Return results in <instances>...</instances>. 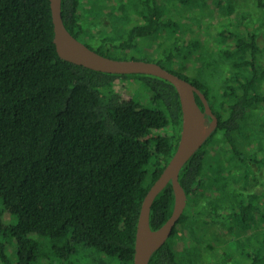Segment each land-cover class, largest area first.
Wrapping results in <instances>:
<instances>
[{"label":"trees","instance_id":"16d2710c","mask_svg":"<svg viewBox=\"0 0 264 264\" xmlns=\"http://www.w3.org/2000/svg\"><path fill=\"white\" fill-rule=\"evenodd\" d=\"M112 7L103 15L113 33L98 40L80 0H62L61 14L76 39L98 41L85 45L108 58L130 60L122 56L150 42L169 47L160 62L173 67L192 55L200 80L172 72L218 119L180 172L186 209L149 264H264V0ZM53 40L49 0H0V264H134L143 200L180 139L178 93L157 77L72 64ZM173 207L169 184L152 204V230Z\"/></svg>","mask_w":264,"mask_h":264},{"label":"water","instance_id":"95a60500","mask_svg":"<svg viewBox=\"0 0 264 264\" xmlns=\"http://www.w3.org/2000/svg\"><path fill=\"white\" fill-rule=\"evenodd\" d=\"M54 26V44L60 58L72 64L110 75H148L163 79L176 89L181 109L182 128L176 152L159 179L145 196L138 218L134 264H149L152 255L172 236L173 230L187 206V195L179 182V175L188 160L203 146L218 125L204 94L192 83L161 65L141 60H117L105 57L76 39L65 27L62 0H49ZM196 96L204 106L199 107ZM206 116L211 118L206 123ZM169 184L174 193V207L170 218L157 230L150 226L151 207L155 198Z\"/></svg>","mask_w":264,"mask_h":264},{"label":"rangeland","instance_id":"374dc122","mask_svg":"<svg viewBox=\"0 0 264 264\" xmlns=\"http://www.w3.org/2000/svg\"><path fill=\"white\" fill-rule=\"evenodd\" d=\"M95 1L96 0H80L79 13L81 14V19L85 24L86 28H88V30H90V32L94 34L95 38L98 40L101 36H107L113 33V25H111L110 16L105 17L103 14L104 13L107 14L109 13V11L114 12L113 11L114 7H112L114 0H97L96 2ZM246 7L249 11H252L253 13L257 12V8L251 2H246ZM163 9H164L163 12L164 17L162 18L161 22H166L168 20V18L166 17L167 9L165 6L163 7ZM130 10L131 8L127 6V12H129ZM179 30H183L182 24H179ZM186 30L188 31L189 29ZM119 31L122 32L123 29L120 28ZM201 31L204 33L203 35L204 37H208V33L210 32L212 34L215 31V28L210 27L209 30H207V28H202ZM82 41L84 42V44H88L91 47H94L93 45L97 44L98 42V41L96 42L93 41L91 43L86 39ZM180 45L181 47H185L183 42ZM167 48H169L167 45H162L161 47H159V44H157L156 42H150V45L143 44L139 48V50L126 52L125 55L122 57H125L126 59H130V60L152 61L154 63L161 64L164 68L170 71L180 72L189 77H193L194 79H199V80L201 79V77H198L199 75L196 74V71L194 69L193 66L194 63L192 62L193 61L192 55H189L187 57L188 64L187 67L184 69H181V65H180L182 64L181 61L179 62L178 65L177 64L174 65V67L171 66L170 64L161 63L160 60L164 57L163 53L166 51ZM183 63H185L184 58H183ZM133 93H134L133 94L134 97L131 96L132 99H135L144 104L143 102L144 96L142 94L138 95L136 92ZM129 96L127 95V93H123L124 100H130L131 98ZM260 175L261 174L258 175L259 179H257V181H262V176ZM8 244L10 243L8 242ZM41 264H51V263L44 261Z\"/></svg>","mask_w":264,"mask_h":264},{"label":"flooded vegetation","instance_id":"af4514ba","mask_svg":"<svg viewBox=\"0 0 264 264\" xmlns=\"http://www.w3.org/2000/svg\"><path fill=\"white\" fill-rule=\"evenodd\" d=\"M207 123V122H206ZM210 123V122H209ZM209 123H207V124H209Z\"/></svg>","mask_w":264,"mask_h":264}]
</instances>
